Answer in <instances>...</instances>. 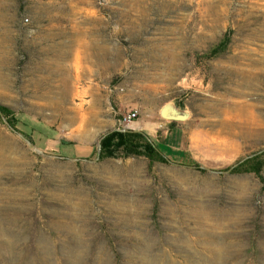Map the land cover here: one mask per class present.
Wrapping results in <instances>:
<instances>
[{
    "label": "rangeland",
    "instance_id": "obj_1",
    "mask_svg": "<svg viewBox=\"0 0 264 264\" xmlns=\"http://www.w3.org/2000/svg\"><path fill=\"white\" fill-rule=\"evenodd\" d=\"M253 1L0 0V104L41 149L0 116V264H264V188L219 171L264 149ZM134 109L167 162L97 157Z\"/></svg>",
    "mask_w": 264,
    "mask_h": 264
},
{
    "label": "trees",
    "instance_id": "obj_2",
    "mask_svg": "<svg viewBox=\"0 0 264 264\" xmlns=\"http://www.w3.org/2000/svg\"><path fill=\"white\" fill-rule=\"evenodd\" d=\"M224 41L215 45L207 54L209 57L217 55L224 49ZM0 110L11 125L17 127L19 117L12 114V110L4 104H0ZM174 123L175 120H170ZM21 132L29 137L35 144L36 139L30 132L21 129ZM148 134L142 130H122L112 129L108 131L100 140L99 158H124L129 156H143L149 163L167 162L168 156L161 149L164 144L160 139L154 141L148 138ZM165 145V144H164ZM228 165L227 167H229ZM234 173H250L255 176L264 188V149L260 152L244 159L230 169Z\"/></svg>",
    "mask_w": 264,
    "mask_h": 264
},
{
    "label": "water",
    "instance_id": "obj_3",
    "mask_svg": "<svg viewBox=\"0 0 264 264\" xmlns=\"http://www.w3.org/2000/svg\"><path fill=\"white\" fill-rule=\"evenodd\" d=\"M158 114L160 117L162 118H166V119H172V120H184L186 118H188L189 116H191V110L187 107H182L180 106L175 100L173 99H169L167 101H165L164 103H162L159 107H158ZM0 116L3 118V120L10 126L11 129H13L14 131H17V129L11 125L9 123V121L6 119V117L4 116V114L1 112L0 110ZM122 130H134L131 128H127V127H122L119 128ZM18 132V131H17ZM108 132V131H107ZM105 132L101 138L107 133ZM21 136L24 137V135L21 132H18ZM25 138V137H24ZM100 138V140H101ZM148 138L150 139V137L148 136ZM36 150L41 151V149H39L31 140L26 139ZM100 140L97 142V157H99V149L101 146ZM262 149L251 152L243 157H241L240 159H238L237 161H235L234 163H232L228 168L226 169H222L219 171H229L233 166H235L236 164H238L239 162L243 161L244 159L260 152Z\"/></svg>",
    "mask_w": 264,
    "mask_h": 264
},
{
    "label": "bare ground",
    "instance_id": "obj_4",
    "mask_svg": "<svg viewBox=\"0 0 264 264\" xmlns=\"http://www.w3.org/2000/svg\"><path fill=\"white\" fill-rule=\"evenodd\" d=\"M211 2V0H200V2H199V4L200 5H203L201 8H202V10H200V13H203V14H212V12H214V13H217L218 14V12H217V9H216V7H215V5H213V4H211L210 3ZM225 5V4H224ZM223 5V7L221 8V12H222V15H224L225 14V12H226V9H227V7L226 6H224ZM261 5L262 6H264V3L262 4L261 3ZM242 6H244V7H241L240 8V10L239 11H247V12H252V10H254L255 8H256V6H255V3H254V1L253 0H245V3H244V5H242ZM261 6V7H262ZM245 13V12H244ZM82 114V113H81ZM83 115V114H82ZM79 116H80V114H79ZM84 119V118H83ZM85 120V119H84ZM84 122V121H83ZM86 122V121H85ZM85 124V123H84ZM83 125V124H82ZM78 126V125H77ZM82 127H84V125L82 126ZM83 129V128H82ZM76 131H78V130H76ZM80 132V131H79ZM78 133V132H77Z\"/></svg>",
    "mask_w": 264,
    "mask_h": 264
},
{
    "label": "built area",
    "instance_id": "obj_5",
    "mask_svg": "<svg viewBox=\"0 0 264 264\" xmlns=\"http://www.w3.org/2000/svg\"><path fill=\"white\" fill-rule=\"evenodd\" d=\"M137 115L136 110H131L126 113H123L119 118V123H127Z\"/></svg>",
    "mask_w": 264,
    "mask_h": 264
},
{
    "label": "crops",
    "instance_id": "obj_6",
    "mask_svg": "<svg viewBox=\"0 0 264 264\" xmlns=\"http://www.w3.org/2000/svg\"><path fill=\"white\" fill-rule=\"evenodd\" d=\"M126 127L127 128H131V129H134V130H142V131H145L146 132L145 128L143 126H140L139 124H134L133 125L130 122H128L126 124Z\"/></svg>",
    "mask_w": 264,
    "mask_h": 264
}]
</instances>
